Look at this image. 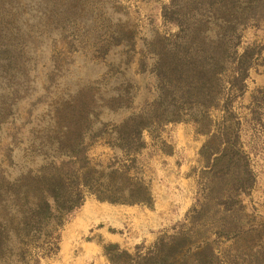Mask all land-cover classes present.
<instances>
[{
	"label": "trees",
	"instance_id": "obj_1",
	"mask_svg": "<svg viewBox=\"0 0 264 264\" xmlns=\"http://www.w3.org/2000/svg\"><path fill=\"white\" fill-rule=\"evenodd\" d=\"M80 2L52 0L35 11L36 21L51 27L52 32H70L75 38L81 28L76 17L88 15L94 7L79 8ZM258 2L170 0L162 17L178 31L169 37H152L145 44L147 56L142 57L141 50L135 61L139 73L147 70L153 79L150 102L132 107L133 97L120 91L97 106L96 113L92 107L95 95L89 94L90 102L85 103L78 93L74 101L57 105L50 120L41 125V137L28 142L27 150L35 154L31 163L17 168L11 163L17 152L14 147L8 143L0 146V264H39L46 251H56L58 230L81 207L86 195L108 204L150 206L151 193L138 163L145 148L142 135L166 124L194 125L195 132L205 137L198 153L203 172L216 167L236 179L234 192L249 191L251 182L241 178L250 172L246 156L236 144L238 122L227 115L234 116L232 101L243 92L250 62L247 51L238 50V32L254 18ZM6 16L0 11L2 68L15 61L9 49L11 38L2 41ZM101 31L103 39L95 33L98 53L105 57L117 49L127 50L125 55L137 53L134 36L123 32L120 24ZM122 62L127 66L130 59ZM225 75L229 77L228 94L223 93ZM238 79L241 88L236 90ZM214 110L219 116L213 119L210 112ZM103 111L116 119H102ZM122 112L127 113L120 116ZM94 143L111 151L112 161L92 160L89 149ZM235 164H242L243 169L232 171ZM14 168L17 170L12 171ZM212 178L205 181L203 201L150 247L142 250L137 246L130 253L117 244L104 245L109 264H261L252 247L255 227L244 224V215L233 209L221 177ZM211 195L217 196L215 201ZM31 250L40 251L32 254Z\"/></svg>",
	"mask_w": 264,
	"mask_h": 264
},
{
	"label": "rangeland",
	"instance_id": "obj_2",
	"mask_svg": "<svg viewBox=\"0 0 264 264\" xmlns=\"http://www.w3.org/2000/svg\"><path fill=\"white\" fill-rule=\"evenodd\" d=\"M50 1L52 0H0V11L7 13L8 18L1 29V36L5 37L2 41L11 38L9 49L11 56L15 58L11 67H0V146L8 143L14 147V152H17L11 163L17 168L23 165L22 163H31V158L35 154L27 150L28 142H32L34 137H41V125L50 120L52 116L50 112L57 105L74 101L78 93L85 103L89 100V94L95 95L92 107L96 113L106 98L120 91L126 90L130 94L128 96L133 97L132 107L150 102L153 98V79L149 77L147 70L142 74L137 70L135 61L138 59V52L142 50L143 57L146 54L145 44L155 35L169 37L178 31L174 24L162 17V9L170 0H81L79 8L94 7L92 10L90 8L88 15L76 17L81 28L75 39L70 32L64 35L57 34L51 31V27H43L44 24L37 23L38 15L35 11H41ZM99 13L102 15L99 16ZM116 23L120 24L123 32L134 36L137 43L135 55L132 53L125 55L124 52L127 50L117 49L111 50L108 57H105L106 55L95 50L97 39L95 33L103 39L104 32L101 30ZM86 30L88 33L85 34ZM238 34V50L241 52L245 49L250 62L242 82L243 92L232 101L234 116L229 114L227 116L233 121L235 118L238 122L236 144L246 156L250 172L247 177L241 175V178L242 180L248 178L247 182H251V187L249 191L234 192L238 185L236 179L231 178V174L228 173L223 175L216 167L211 170L205 169L203 172L202 159L199 156L197 178L192 183L194 189L192 206L206 197L205 181L210 177H213V180L215 177H221L224 188L230 193L233 209L236 211L239 209L237 214L244 215L246 218L244 224L255 227L252 247L260 263L264 264V0H259L254 18L240 27ZM126 59H130V62L126 63L127 66L122 62ZM228 78L227 75L223 77V93L227 94ZM239 87L238 79L234 88L237 90L241 88ZM101 113L102 119L109 117L116 119L106 111ZM126 113L122 112L119 115ZM210 114L213 119L219 116L216 110ZM195 129L191 123L182 122L166 124L152 129L151 132H144L142 139L145 148L138 157L142 181L150 187L158 148L162 152H170L172 137L177 130L183 133L184 138L194 133L196 138L193 141L201 140L203 144L205 137L196 133ZM35 150L34 147L33 151ZM89 152L94 161L106 163L112 158L111 151L96 143L90 147ZM241 165L235 164L231 170L243 169ZM16 170L14 168L12 171ZM209 198L215 201L217 196L211 195ZM91 199L94 198L86 195V201ZM183 219L172 224L161 234L171 233L172 228ZM64 224L58 230V243ZM98 242L102 251L104 245L115 244L100 239ZM226 245L228 243L222 247ZM137 246L145 249L142 244H135L131 246L130 253L134 252ZM120 248L127 251L123 247ZM37 251L40 250H31V253ZM57 260V250H50L46 251L39 264H56Z\"/></svg>",
	"mask_w": 264,
	"mask_h": 264
},
{
	"label": "crops",
	"instance_id": "obj_3",
	"mask_svg": "<svg viewBox=\"0 0 264 264\" xmlns=\"http://www.w3.org/2000/svg\"><path fill=\"white\" fill-rule=\"evenodd\" d=\"M195 136L190 133L184 138L177 130L170 152L158 148L149 187L151 206L85 200L60 232L56 264H108L99 239L115 243L128 252L135 244L148 248L168 227L183 219L194 200L192 183L197 178L198 153L202 146L201 140L193 141Z\"/></svg>",
	"mask_w": 264,
	"mask_h": 264
}]
</instances>
